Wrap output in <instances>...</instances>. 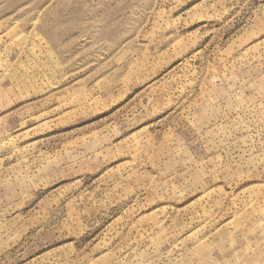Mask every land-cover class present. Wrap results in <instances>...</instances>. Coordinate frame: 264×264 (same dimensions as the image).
Segmentation results:
<instances>
[{"label": "rangeland", "instance_id": "rangeland-1", "mask_svg": "<svg viewBox=\"0 0 264 264\" xmlns=\"http://www.w3.org/2000/svg\"><path fill=\"white\" fill-rule=\"evenodd\" d=\"M0 264H264V0H0Z\"/></svg>", "mask_w": 264, "mask_h": 264}]
</instances>
